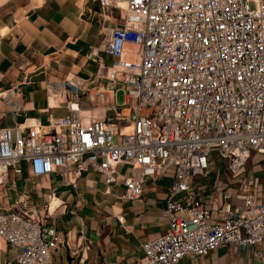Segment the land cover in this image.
Returning <instances> with one entry per match:
<instances>
[{
	"label": "built area",
	"instance_id": "built-area-1",
	"mask_svg": "<svg viewBox=\"0 0 264 264\" xmlns=\"http://www.w3.org/2000/svg\"><path fill=\"white\" fill-rule=\"evenodd\" d=\"M95 1L102 36L87 53L95 71L46 82L48 107L63 97L65 112L45 123L1 125L0 109V185L21 162L32 176L56 172L74 189L93 172L101 194L121 184L125 201H141L147 179L168 178L167 227L141 243L139 264H180L226 244L262 258L264 166L261 200L247 177L244 202L221 215L201 206L191 179L208 175L215 161L237 173L251 152L264 155V0ZM27 198L0 205V252L4 242L16 264H55L54 253L68 244L53 215L59 203L49 194L29 209Z\"/></svg>",
	"mask_w": 264,
	"mask_h": 264
},
{
	"label": "crops",
	"instance_id": "crops-1",
	"mask_svg": "<svg viewBox=\"0 0 264 264\" xmlns=\"http://www.w3.org/2000/svg\"><path fill=\"white\" fill-rule=\"evenodd\" d=\"M101 19L95 0H0V92L10 88L15 92L0 105L6 112L1 125L24 118L45 123L65 112L63 97L57 99V106L48 107L46 82L60 80L68 72L86 77L95 71L87 53L101 39ZM54 102L53 98L50 103ZM18 107L22 109L13 116ZM20 165L21 172L10 169L7 184L0 185V205L27 194L31 209L46 203L49 194L55 196L57 232L68 241L54 253L55 264H139L141 243L167 227L161 209L168 195V178L147 179L142 200L125 201L117 196L122 193L121 184L101 194V178L93 172H83L74 189L59 173L34 177L25 162ZM263 166L264 155L256 152L249 154L237 173L215 161L211 172L194 176L191 185L201 206L221 215L225 205L244 202L247 177H254L255 202L261 200ZM73 204L76 208L70 214ZM15 253L2 242L0 264H16ZM180 264H264V256L259 259L250 249L226 244L206 255L189 254Z\"/></svg>",
	"mask_w": 264,
	"mask_h": 264
},
{
	"label": "rangeland",
	"instance_id": "rangeland-1",
	"mask_svg": "<svg viewBox=\"0 0 264 264\" xmlns=\"http://www.w3.org/2000/svg\"><path fill=\"white\" fill-rule=\"evenodd\" d=\"M114 14L115 15H117V16H119L120 15V11L119 10H116L115 12H114ZM114 20H112V22H113ZM106 24H107V22L105 23V26H106ZM123 99H124V91H122V90H118L117 91V93H116V100H117V102H122L123 101Z\"/></svg>",
	"mask_w": 264,
	"mask_h": 264
},
{
	"label": "bare ground",
	"instance_id": "bare-ground-1",
	"mask_svg": "<svg viewBox=\"0 0 264 264\" xmlns=\"http://www.w3.org/2000/svg\"><path fill=\"white\" fill-rule=\"evenodd\" d=\"M118 7H124V4L121 2V3L118 4ZM50 98H52V97H50ZM52 99H53V98H52ZM52 99H51V100H52ZM51 100H50V101H51ZM55 203H56V202H54V203L52 202L51 207H53V205H54Z\"/></svg>",
	"mask_w": 264,
	"mask_h": 264
}]
</instances>
